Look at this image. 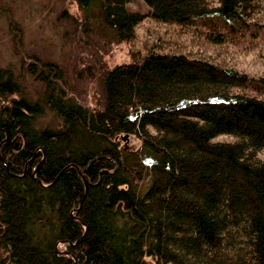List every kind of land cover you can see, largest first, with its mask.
I'll use <instances>...</instances> for the list:
<instances>
[{
    "label": "trees",
    "instance_id": "16d2710c",
    "mask_svg": "<svg viewBox=\"0 0 264 264\" xmlns=\"http://www.w3.org/2000/svg\"><path fill=\"white\" fill-rule=\"evenodd\" d=\"M127 1L102 11L122 41L147 16L192 30L107 69L102 105L56 62L26 64L36 98L0 66V264H264V75L232 60L264 0Z\"/></svg>",
    "mask_w": 264,
    "mask_h": 264
},
{
    "label": "rangeland",
    "instance_id": "374dc122",
    "mask_svg": "<svg viewBox=\"0 0 264 264\" xmlns=\"http://www.w3.org/2000/svg\"><path fill=\"white\" fill-rule=\"evenodd\" d=\"M104 0H0V66L11 67L28 94L38 97L43 84L26 70L34 56L58 63L64 72L63 85L69 96L95 108L104 102L103 74L117 63L129 61L134 52L149 49L168 51L187 44L190 29L147 16L136 27V36L120 40L102 20ZM127 7L147 12L143 0H128ZM237 45L233 62L253 76L264 75V33ZM40 125H56L51 113L39 118ZM221 135L217 139H228ZM136 150L141 140H122Z\"/></svg>",
    "mask_w": 264,
    "mask_h": 264
}]
</instances>
